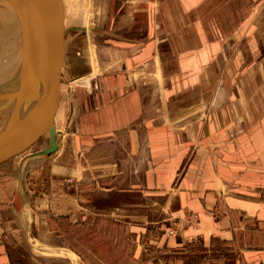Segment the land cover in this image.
Segmentation results:
<instances>
[{
  "label": "crops",
  "instance_id": "1",
  "mask_svg": "<svg viewBox=\"0 0 264 264\" xmlns=\"http://www.w3.org/2000/svg\"><path fill=\"white\" fill-rule=\"evenodd\" d=\"M129 1V37L97 42L104 72L79 76L54 106L40 90L59 150L62 113L72 115L81 165L27 162L10 206L19 232L52 245L61 217L108 220L128 225L138 264H264V0H162L160 16L155 0ZM95 9L100 27L105 6ZM67 172L80 195L64 191ZM8 233L3 220L0 264H12Z\"/></svg>",
  "mask_w": 264,
  "mask_h": 264
},
{
  "label": "rangeland",
  "instance_id": "2",
  "mask_svg": "<svg viewBox=\"0 0 264 264\" xmlns=\"http://www.w3.org/2000/svg\"><path fill=\"white\" fill-rule=\"evenodd\" d=\"M57 3L62 23L61 32L59 36L50 33L52 49L49 50L46 77L41 86L42 90L47 91L49 76L53 71L55 77L50 83V93L46 92L51 98L52 106L55 105L52 98L60 99L66 90L82 86L83 82L77 79L79 76L91 70L92 73L104 72V69L100 71L97 65V42H105L107 47L113 49L114 41L130 35L129 32L120 31V28L123 27L122 30L128 31L129 25L132 24L129 16H124L128 13L129 0H58ZM140 3L143 2L139 1L138 4ZM153 3H157L158 10L157 8L156 10L160 16L162 0H155ZM183 3L184 1H181L182 7ZM99 4L105 6V23H101L100 27L96 25L98 18L95 9ZM175 4L170 2V7L177 8V2ZM36 7L35 5L34 9ZM113 8L115 11H112ZM159 16L155 18L157 25L161 24L162 20ZM101 18L104 20L103 17ZM141 18L147 21L145 17ZM177 20V17H173L170 22H177ZM98 31L101 33L98 34ZM63 52L64 60L61 63L58 57ZM97 83L98 81L94 83V87ZM159 84L160 82H154V89H157ZM22 114L26 124L15 123L6 127L4 137L0 140V224L3 220L9 222V233L4 240L9 243L12 264H81L79 259L73 257L71 251L77 253L85 264H138L134 262L130 253L131 242L126 234L128 226L126 223L116 225L108 220H101L99 224L88 228L81 224L70 223L67 218L61 217L53 224V227L59 229L61 234H58V240L52 241V245L43 242L41 244L24 236L22 227L19 232L16 213L14 214L10 207L16 197L17 178L27 162L35 159L29 158V155L49 145V134L39 121L36 108L31 106ZM62 117L59 124V141L63 144L61 150L58 149L59 151L51 157L60 155L63 159L61 165L65 167L79 166L81 165V149L73 143L76 132L75 123L71 120L72 115L67 116L66 113H62ZM124 148L123 145V150ZM50 160L52 159H48L49 162ZM87 162L86 160V164ZM90 163H96V161L90 160ZM81 182L79 175L67 172L62 182L63 189L71 195H80ZM154 203H156L155 198ZM159 204L162 205L161 202H158ZM158 205L154 207L155 218L162 217V209ZM164 215L168 217L169 214L164 212ZM54 246L59 247L58 250H51L53 248L50 247Z\"/></svg>",
  "mask_w": 264,
  "mask_h": 264
},
{
  "label": "water",
  "instance_id": "3",
  "mask_svg": "<svg viewBox=\"0 0 264 264\" xmlns=\"http://www.w3.org/2000/svg\"><path fill=\"white\" fill-rule=\"evenodd\" d=\"M57 1L0 0V41L15 43L11 51L9 46H0V73H4L0 78V140L4 137L6 127L15 123L26 124L22 113L35 105L39 121L49 134V145L29 155V158L48 157L59 149L55 119L49 102L38 100L46 77L49 50L52 49L50 33L59 36L61 32ZM35 5L37 7L34 9ZM13 28L15 30L12 33ZM9 53L14 57L11 61L8 59ZM58 59L63 62L64 52ZM52 72L47 94L50 93L51 80L55 77Z\"/></svg>",
  "mask_w": 264,
  "mask_h": 264
},
{
  "label": "bare ground",
  "instance_id": "4",
  "mask_svg": "<svg viewBox=\"0 0 264 264\" xmlns=\"http://www.w3.org/2000/svg\"><path fill=\"white\" fill-rule=\"evenodd\" d=\"M14 30H15V28L11 29L12 33H13ZM11 41H12V40H11ZM12 42H13V41H12ZM8 44H9L8 40H4V41L1 40V41H0V46H4L5 48L9 46L10 48H9V47H8V48H9L10 51H11V49H13V48L15 47V43H13V44H9V45H8ZM16 44H17V43H16ZM13 58H14L13 55L11 56V53H9V55H8V59H9V61H11V59L13 60ZM3 74H4V73H0V78L3 76ZM38 100H40V101H44V102H45V100H42V99H41L40 92H39V95H38ZM33 106L36 108L35 105H33ZM54 119H55V118H54ZM55 124H56V122H55ZM56 129H57V127H56ZM66 251H67V248H66ZM73 254H74V253H73ZM73 254H72V255H73ZM75 255H76V254H75ZM73 256H74V255H73ZM76 256H78V255H76ZM71 257H72V256H71ZM74 257H75V256H74ZM75 259H76V258H75ZM77 262H78V261H77ZM73 264H74V263H73ZM77 264H78V263H77Z\"/></svg>",
  "mask_w": 264,
  "mask_h": 264
}]
</instances>
